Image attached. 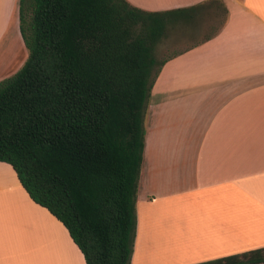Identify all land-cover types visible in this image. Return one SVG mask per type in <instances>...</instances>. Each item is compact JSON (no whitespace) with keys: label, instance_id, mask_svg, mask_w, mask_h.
I'll use <instances>...</instances> for the list:
<instances>
[{"label":"crops","instance_id":"1","mask_svg":"<svg viewBox=\"0 0 264 264\" xmlns=\"http://www.w3.org/2000/svg\"><path fill=\"white\" fill-rule=\"evenodd\" d=\"M19 1L0 0V80L28 54ZM128 1L152 11L201 5L158 43L184 45L159 59L148 95L130 264H196L264 247V0ZM0 182V264H85L2 161Z\"/></svg>","mask_w":264,"mask_h":264},{"label":"trees","instance_id":"2","mask_svg":"<svg viewBox=\"0 0 264 264\" xmlns=\"http://www.w3.org/2000/svg\"><path fill=\"white\" fill-rule=\"evenodd\" d=\"M200 6L19 1L28 56L0 80V161L64 225L85 264H130L144 116L162 64L155 48ZM196 264H264V247Z\"/></svg>","mask_w":264,"mask_h":264},{"label":"rangeland","instance_id":"3","mask_svg":"<svg viewBox=\"0 0 264 264\" xmlns=\"http://www.w3.org/2000/svg\"><path fill=\"white\" fill-rule=\"evenodd\" d=\"M169 37H170V36H169ZM169 37H167L166 40H164V41H165L164 43H168L167 41H170V38H169ZM182 42H183V41H182ZM170 43H171V42H169V43L167 44V47H170V48H169V49H168V48L165 49V51H163V50L159 51V44H158V46H157V48H156L157 51H158V53H157V55H156L158 59H161L162 57H164V56L170 54V53L172 52V50H173L175 47H178V46L180 47V46L184 45V43H183V44H180V45L178 44V45H176V46H173V45L168 46ZM160 45H161V44H160ZM162 51H163V52H162ZM159 53H160V54H159ZM27 56H28V54H27ZM25 60H26V59H25ZM24 62H25V61H24ZM24 62H23V63H24ZM22 65H23V64H22ZM22 65H21V66H22ZM16 71H17V70H16ZM16 71H15V72H16ZM15 72H14V73H15ZM14 73H13V74H14ZM13 74H12V75H13ZM0 184H3V182H0ZM5 184H6V182H5Z\"/></svg>","mask_w":264,"mask_h":264}]
</instances>
